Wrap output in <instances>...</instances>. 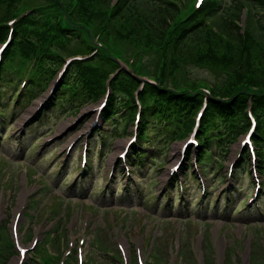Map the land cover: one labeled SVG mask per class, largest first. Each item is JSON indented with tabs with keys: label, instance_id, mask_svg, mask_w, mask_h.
Wrapping results in <instances>:
<instances>
[{
	"label": "rangeland",
	"instance_id": "obj_1",
	"mask_svg": "<svg viewBox=\"0 0 264 264\" xmlns=\"http://www.w3.org/2000/svg\"><path fill=\"white\" fill-rule=\"evenodd\" d=\"M196 1L6 0L3 7L11 18L17 17L19 24L31 22L26 26L40 34L49 33L52 24L62 21L65 13L74 23H82L78 25L84 32H101L104 43L97 50L88 37L79 40L62 33H54L53 37L65 43L61 52L67 61L75 55L85 56L83 63L103 71L109 89L118 80L129 82L134 94L154 84L160 90L186 89L202 102L205 95L264 91V28L249 10L251 5L244 1L246 10L241 12L240 7L233 6L234 1L228 2L229 6L212 15L201 9L197 13L198 18L203 17L201 22L183 29L180 22ZM8 24L4 25L5 31ZM102 100L71 111L52 112L45 121L47 127L35 132L36 123L42 121L41 110L48 103L44 92L30 105L22 106L18 115L3 126L0 259L5 250V264L19 261L18 249L10 246L12 239L16 241L13 228L19 218V244L31 247L38 239L33 253L48 261L54 257L50 264H57L71 247L66 264H168L171 258L177 264H264V204L259 196L255 203L250 200L253 183L246 179L241 195L249 196L247 202L253 203L254 209L236 211L244 203L242 196L231 210L221 207L222 194L237 184L231 173L240 158L241 141L231 146L222 162L226 180L218 187L212 186V180L199 168L203 181L189 174L186 178L183 170L188 168L192 153L187 151L189 145L183 151L188 138L178 136L181 132L166 139L160 153L151 152L152 157L159 155L167 163L158 170L162 161L155 158L139 177L135 173L138 169L120 157L125 142L136 132L137 126L129 123L126 131L108 139L109 146L102 154L105 166L98 168L90 185L91 165L78 179L80 146L85 149L87 145L89 155L92 142L100 144L95 131L104 127L98 111ZM222 102L215 99L213 104ZM179 161L180 166L171 171ZM116 170L121 183L109 178ZM174 172L179 174L178 182H171ZM215 177V182L219 181ZM186 179L191 180V188H184L189 190L187 196L182 204H176L174 197L178 195L172 191H181L187 185ZM203 182L212 189L205 198ZM170 183L171 204L167 197ZM152 189L155 193L148 195ZM217 194L221 206L215 212L212 204ZM198 196L210 206H203L204 210L195 206ZM260 197L264 199V194ZM255 206L261 212L252 213L256 212ZM32 262L28 259L27 264Z\"/></svg>",
	"mask_w": 264,
	"mask_h": 264
},
{
	"label": "trees",
	"instance_id": "obj_2",
	"mask_svg": "<svg viewBox=\"0 0 264 264\" xmlns=\"http://www.w3.org/2000/svg\"><path fill=\"white\" fill-rule=\"evenodd\" d=\"M251 2L257 8L261 9L262 20L258 18V21L261 24V26L264 27V23H263L264 22V0H251ZM9 17L10 16L8 15H5V16L0 15V21L2 22L3 20H7ZM2 26L4 25H0L1 30L3 28ZM62 28L66 30L67 32V33L64 32V34H73V35H78L79 37H81V33L75 32L73 27L67 26V28L66 27H62ZM55 29L57 32H60V33L62 32V29L58 26ZM21 37H26L27 43L35 46L32 54H34L36 50L37 51L42 50V47H40L43 44V40H41L43 39L42 37H38L32 32L22 33V34L21 32L20 33L16 32V35L14 38L15 40L14 41V52L16 54L22 55L23 59L28 58V56L23 54L21 51L22 50L21 46L17 45ZM51 44H55L57 47H61L62 45L58 43V41L56 40L52 41ZM46 57L48 58L49 63L55 62V66L52 68H48L47 70L44 68L45 73L46 71H48L49 75H53L57 71V66L61 60V57L56 52L49 53V55ZM84 68H85L84 70L86 71L82 75L79 74L77 76L76 74L77 77H74L73 74L71 73L69 75L70 78H63L61 80L63 81V85L61 87L62 88L61 91L63 92V94H65L66 92L71 93L74 101H80L81 103H84L91 99H95L97 96L101 95L102 93V89L100 90V87H99L100 85L99 75H95V72L93 71V69L91 70L87 69L86 66ZM37 70H40V68L37 67ZM35 75H39V74H35ZM43 79L47 82L48 80H50V78L47 75H45L41 79V81ZM33 89L34 88L32 86V88H30L27 91L26 95L31 94L33 92ZM153 90L157 91L156 89H153ZM118 92H119V99H126V101L121 102V103H124L122 104V106L129 107L131 109L130 113L128 112L124 115L122 114L121 116L123 118H126L127 121H130L133 119V116H130V114H132V111L136 110V105L133 106V104H135L133 103L134 98H129L127 100V98L124 97L121 91H118ZM149 96L150 95L147 96L146 94L145 96L142 97L144 100V105H145L144 106V117H143L145 121L147 120L149 122H154L156 121L157 118H161L162 116H164L165 120H169L170 123H174L173 125L176 124L175 127L184 126V123L186 122H189V126L193 124L194 115L197 109L196 105L194 104L195 101L193 103H189L190 99L188 100L187 98L178 97V99L180 100V104L178 105L177 102L171 101V97L167 98L168 102L167 101L163 102L165 101V99H162V100L157 99L153 101L154 99L152 97L149 98ZM62 97L64 98L65 96L62 95ZM235 99L236 100L232 102L233 104L231 103L232 108L227 109V112H224L223 110L219 109L221 114L218 116H221L223 118V121L220 120V118L217 119L216 118L217 114L214 113L213 111L209 112L208 115L205 114L203 118V121H205L204 126H203V132H201L199 135V138L202 139L203 145L207 146L210 144L211 141L214 142V141L226 139V136H229V135H225V134L230 131H233L232 135L233 137H236L243 130L244 126L249 123V116H247V112L243 110V108L245 107L244 104H246L245 99L242 102H238V99H239L238 97ZM254 101H255L254 107L256 106L262 107V112H259L257 110L256 115L258 117L259 124H261L260 126L262 130V135L261 137H259V140L261 141V144H263L264 146V96L256 95L254 96ZM236 102H237V105L235 106ZM171 104H173L174 106L171 107L172 106ZM120 111L121 109L118 110V112L117 111L116 112L119 113ZM168 117H171V118H168ZM224 117L226 119H224ZM215 121H218V122H215ZM210 127L213 128V130L206 131V129L208 130V128ZM214 135H218V136L215 137ZM5 262L6 261L4 259L3 264H5Z\"/></svg>",
	"mask_w": 264,
	"mask_h": 264
}]
</instances>
